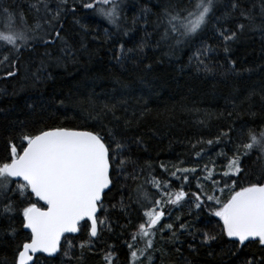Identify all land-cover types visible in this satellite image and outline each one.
I'll use <instances>...</instances> for the list:
<instances>
[{
  "label": "snow or ice",
  "instance_id": "snow-or-ice-1",
  "mask_svg": "<svg viewBox=\"0 0 264 264\" xmlns=\"http://www.w3.org/2000/svg\"><path fill=\"white\" fill-rule=\"evenodd\" d=\"M78 9L91 10L124 36L151 13V9L143 7L141 16L134 18L129 27L122 15L121 0H31L29 10L33 22L29 24L23 13L10 10L0 0V18L5 21L0 24V67L6 70L4 78L15 77L23 52L35 51L37 45L43 46L45 51L32 73L33 83L42 79L50 64L74 60L76 50L62 35L63 19L69 14L75 16ZM254 9L255 5L247 0H178L164 6L157 14L155 30L163 29L161 40L172 39L179 44L181 38L196 36L211 23L227 54L231 51L230 45L238 41L246 29L256 26ZM259 18L257 27L264 33V0H259ZM81 29L86 32L85 25H81ZM145 34L150 35L146 28ZM105 35H109L107 29ZM117 43L113 59L123 66L125 61L134 60L143 52L147 41L132 48ZM81 47L86 48L83 44ZM211 51L210 46L203 45L190 60L207 69L205 59ZM228 64L235 72L236 61L228 59ZM151 67L145 65L147 70ZM116 82L121 84L119 79ZM121 86L127 87L126 84ZM126 103L124 100L104 103L98 111L93 105L96 115L92 119L97 123L87 129L45 125L22 128L9 137L7 150L0 155V244L13 246L12 264H53L59 257H63L61 264H72L79 258L78 251L82 256L85 250L93 249L104 231L113 230L109 209L118 206L110 203L109 193L116 186L118 176L129 166L133 167L131 178L136 179V164L129 153L132 143H142L139 137L131 139L120 131L121 121L125 130L133 124V120L124 115L127 107H121ZM135 115L133 112L132 116ZM231 115L229 112L228 116ZM233 131L229 127L228 132H221L214 140L197 143L209 148L221 144L223 138L231 143ZM254 153L264 154V128L245 131L242 127L232 155L218 154L226 161L219 173L221 179L214 178L216 163L211 159L212 167L205 164L200 169L206 173L203 179L211 181V189L204 191V185L197 183V188L202 190L191 193L192 203L196 209H206L218 218L219 232L197 230L191 221H182L178 226L161 223L165 206L179 204L189 196L184 190V185L190 183L189 176L195 174L193 178L199 180L195 167L172 166L171 177L181 182L176 191L171 190L169 182L153 178L148 182L157 190L155 194L147 193L141 185L135 189V197L131 194L126 200L122 197L121 211L135 204L141 213L135 231L124 241L129 250V264H153L154 252L158 250L155 237L159 234L163 239L165 232L171 233L172 243H179L180 235L187 233L193 239L199 238L200 245L207 247L226 237L234 245L233 254L256 244L261 250L259 257L253 255L243 264H264V175L254 180L246 178L243 167L244 159ZM202 154H206L203 147L196 155L202 158ZM161 167L169 171L165 165ZM131 223L129 219L128 224ZM121 227L126 230L127 225ZM140 243L143 247H138ZM189 248L197 250L191 244ZM104 261L116 264L112 252L105 254Z\"/></svg>",
  "mask_w": 264,
  "mask_h": 264
},
{
  "label": "trees",
  "instance_id": "trees-1",
  "mask_svg": "<svg viewBox=\"0 0 264 264\" xmlns=\"http://www.w3.org/2000/svg\"><path fill=\"white\" fill-rule=\"evenodd\" d=\"M3 2L10 10L23 13L29 24L33 22L29 10L31 0ZM176 2L178 0H121L122 15L129 27L134 18L141 16L143 7L151 9L128 36L91 10L78 9L75 16L67 15L63 19L62 35L74 46L76 57L47 66L39 82L33 83L32 73L45 51L43 46L23 52L15 77L4 78L6 70L0 67V155L7 150L9 137L22 128L62 125L87 129L96 125L92 117L102 104L121 100L127 101L121 107H127L124 115L131 118L133 124L125 130L121 121L120 131L131 139L142 140L140 144L132 143L129 153L136 164V179L131 178L133 167L129 166L118 176L116 186L109 193L110 203L118 206L109 209L113 230L104 231L92 250H85L82 256L78 251L79 258L72 264H105L104 256L108 252L116 258V264H129V250L124 241L135 231L141 213L135 204L121 211L119 202L122 197L126 200L129 194L135 197V189L141 185L147 193L155 194L157 190L148 182L153 178L169 182L172 191L178 190L181 182L170 175L173 165L195 167L200 178L194 179L195 174L189 176L190 183L184 185L189 196L179 204L165 206L161 223L178 226L182 221H191L197 230L219 232L218 218L206 209H196L192 203L191 193L202 190L197 188V183L204 185V191L211 189V181L203 179L206 173L200 169L205 164L212 167L210 159L215 161L217 175L214 178L220 180L219 173L226 161L218 154L232 155L242 127L245 131L264 128V33L257 27L259 0H247L255 5L256 26L246 29L238 41L230 45L231 51L227 54L211 23L198 35L181 38L179 44L172 39H160L163 29L155 30L157 14L164 6ZM2 23L5 21L0 18ZM81 25L86 26V32ZM145 28L150 35L146 36ZM106 29L109 35H105ZM143 40L147 41L143 52L134 60L125 61L123 66L116 64L113 54L119 46L117 41L132 48ZM203 45L213 49L205 59L207 69L190 60ZM228 59L236 61L235 72L230 69ZM147 64L152 66L151 70L145 68ZM117 79L127 87L118 84ZM229 127L234 130L230 133L231 143L227 138L211 148L197 143L214 140L221 132H228ZM201 147L206 153L202 158L196 155ZM243 167L246 178L254 180L264 175V154L254 153L245 158ZM124 225H127L126 230L121 227ZM170 236L171 233L165 232L163 239L159 234L155 237L158 250L154 252L153 264H243L253 255L259 257L261 251L256 244H251L233 254L234 245L226 237L207 247L200 245L199 238L193 239L187 233L180 235L179 243H172ZM190 244L197 250L192 251ZM138 247H143V243ZM12 258L13 246L0 244V261L12 264ZM62 259L57 258L53 264H61Z\"/></svg>",
  "mask_w": 264,
  "mask_h": 264
}]
</instances>
